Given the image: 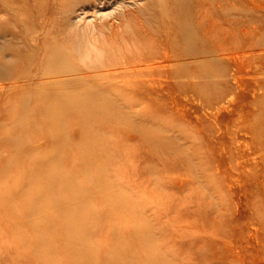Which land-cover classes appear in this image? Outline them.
Returning <instances> with one entry per match:
<instances>
[{
  "label": "bare ground",
  "instance_id": "1",
  "mask_svg": "<svg viewBox=\"0 0 264 264\" xmlns=\"http://www.w3.org/2000/svg\"><path fill=\"white\" fill-rule=\"evenodd\" d=\"M25 1L0 0L1 7L5 6L4 13H12L13 17L14 10L24 6L18 10L22 17L19 15L21 18L17 19V14L14 18L22 25L23 38L34 42L32 52L13 62L12 80L4 86L9 92L4 90L5 95H0H4L1 101L5 103L8 121L0 140L5 152L0 167V206L16 240L15 248L8 249L9 254L2 250L0 264H13L9 256L14 253L20 256L17 264H193L191 256L180 259L171 251L172 245H179L189 231L172 229L174 223L160 230L156 220L144 213L146 207L162 200L173 207L167 193L156 191L168 182L161 177L150 179L151 188L158 195L152 190L143 192L141 187L130 186L128 173L124 181V186L130 187L128 192L114 181V174L113 177L109 170L108 174L107 170L103 171L106 162L122 161L123 172L131 169L132 174L167 171L187 162V159L182 161L186 155L182 158V154H175L178 150L174 144L153 130L139 129L136 115L120 109L122 102L135 101L128 94V87L141 84L142 75L128 74L124 67L119 72L124 82L117 85L111 76L115 72L106 68L116 64L117 56L127 51L131 58L145 60L147 68L152 69L150 74L174 80L182 73L181 68L166 71L161 68L168 63L171 67L198 51L192 42L209 36L218 38L216 34L220 40L224 34L220 29L223 25L215 23L213 27L217 30L212 32L213 6H206L208 0H148L140 23L129 24L127 20L126 30L97 47L90 35L63 31L55 21L45 20L44 35L34 37V8L27 10ZM32 1L36 6L34 12L39 16L45 6L51 5L50 0ZM204 52L200 50L201 56ZM38 54H41L39 60L34 56ZM34 85L38 87L28 88ZM79 87L83 89L76 90ZM32 132L37 134V139L29 136ZM129 133L138 139L127 140ZM41 139L47 141L44 148L36 146ZM142 145L152 151L151 158H140L133 153ZM169 155L172 156L170 165L157 164L159 158L166 159V156L169 161ZM197 158L202 160L201 155ZM11 170L16 172L11 175ZM197 191L202 196L205 194ZM86 199L90 203H85ZM209 202L208 208L214 213L217 204ZM96 203L101 207L96 209ZM197 214L194 215L196 222L208 219L203 208ZM259 215L260 212L258 217L264 225V215ZM101 229L107 232L104 233L107 237L100 251L91 240ZM201 255L193 259L202 262L205 254Z\"/></svg>",
  "mask_w": 264,
  "mask_h": 264
},
{
  "label": "rangeland",
  "instance_id": "2",
  "mask_svg": "<svg viewBox=\"0 0 264 264\" xmlns=\"http://www.w3.org/2000/svg\"><path fill=\"white\" fill-rule=\"evenodd\" d=\"M120 1L50 0L51 5L45 6V11L40 16L34 12L36 6L32 0L24 3L27 10L34 8V37L44 35L45 20L55 21L63 31L86 34L88 37L90 35L92 42L98 47L108 38L126 30L127 20H130L129 24H136L143 19L148 0ZM206 6L214 8L212 32H216L217 28L214 30V27L219 24L223 25L220 29L224 34L220 40L216 34L218 38L209 36L192 42V47L199 52L195 51L192 55L171 62V67L168 63L167 68H161L162 71L181 68L182 73L177 79L150 74L152 69L147 68L148 63L139 60L140 57L131 58V53L127 51L117 56L116 64L106 68L115 72L111 76L117 85L124 82L119 74L124 67L128 74L139 72L142 75L141 84L128 87V94L135 101L122 102L123 108L119 104L120 109H127V113L136 115L135 121L140 127L137 128L153 130L164 140L174 144L179 152L175 154H182V158L186 155L182 161L187 159V164L182 162L181 167H171L167 171L157 170L150 174L139 171L132 174L131 169L127 173L123 172V162L117 161L112 162L113 164L106 162L103 171L107 170L108 174L109 170L111 176L114 174V181L124 189V181L129 174L130 186L141 187L143 192L152 190L150 179L161 177L168 182L163 189L158 188L156 191L167 193L172 199L173 207L168 201L162 200L163 202H153L150 208L146 207L144 213L151 220H156L160 230L174 223L172 229L189 231V239L183 238L179 245L171 247V251L180 259L191 256L193 264H264V225L258 217L259 212V216L264 215V0H208ZM20 7L21 10L24 8L19 6L16 10L13 9V13H16L14 17L18 14L17 19L19 15L22 17ZM4 12L5 6L0 5V83L3 84H0V95L5 91L9 92L4 86H8L12 80L13 62L24 59L32 52L34 45L30 39L27 42L23 38L20 32L22 25L17 23L12 13ZM91 36H96V39ZM198 47L203 48L199 49L205 51V55L201 56ZM15 53H18L16 57ZM40 55L34 56L39 60ZM177 62L179 64H175ZM204 68L207 69L206 72ZM31 87L36 88L38 85L28 86ZM79 89L83 87L76 90ZM4 95L0 96V140L3 138L1 132L8 128L5 103L1 101ZM29 136L37 139L35 132ZM133 137L136 139V136L130 134L127 140H135ZM37 142L38 148L47 146L45 139ZM133 153L140 158L152 157V151L143 145L135 148ZM4 154L0 146V167ZM197 155H201L202 160ZM164 158H159L157 164L170 165L172 156L170 158L169 155V161L168 156ZM187 165L191 167L190 171H186L189 168ZM15 172L11 170L9 173L12 175ZM146 184L148 185L145 186ZM128 189L130 187L126 188ZM197 190L205 194L202 196ZM156 191L152 190L158 195ZM211 200L217 204L214 213L208 208ZM85 203H90V199H86ZM100 207L98 203L95 204L96 209ZM202 208L208 219L196 222L194 215L199 216L197 211ZM103 230L96 231L91 240L93 246L99 247L100 251L107 237V232ZM0 240V254L2 250L8 253L9 248H15L16 240L12 235L11 223L1 206ZM202 253L205 254V260L196 262L198 260L193 258L202 256ZM10 255L13 264L20 262L18 254Z\"/></svg>",
  "mask_w": 264,
  "mask_h": 264
}]
</instances>
